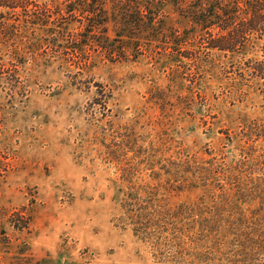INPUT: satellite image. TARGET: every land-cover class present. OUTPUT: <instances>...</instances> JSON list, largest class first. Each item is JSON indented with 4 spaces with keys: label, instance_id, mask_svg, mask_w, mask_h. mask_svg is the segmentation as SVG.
<instances>
[{
    "label": "rangeland",
    "instance_id": "obj_1",
    "mask_svg": "<svg viewBox=\"0 0 264 264\" xmlns=\"http://www.w3.org/2000/svg\"><path fill=\"white\" fill-rule=\"evenodd\" d=\"M33 1L50 28L0 42L29 89L24 97L0 90L9 163L0 264H177L135 235L122 198L158 189L172 205L212 204L228 179L247 189L231 205L245 218L220 251L181 264H264V206L253 190L264 189V79L249 74L252 55L209 48L208 34L182 15L184 0H156L163 14L144 32L123 27L118 0H107V30L75 42L56 33L58 24L80 32L79 20L57 11L79 0ZM83 43L88 53L73 54ZM119 48L127 52L109 50ZM211 163L214 183L197 176Z\"/></svg>",
    "mask_w": 264,
    "mask_h": 264
},
{
    "label": "trees",
    "instance_id": "obj_2",
    "mask_svg": "<svg viewBox=\"0 0 264 264\" xmlns=\"http://www.w3.org/2000/svg\"><path fill=\"white\" fill-rule=\"evenodd\" d=\"M194 1L184 0L187 3L179 8H182V15L189 23H193L198 31H204L202 34H208V47L227 55L244 58L252 55L247 58V70L250 75L264 79V0H197L193 3ZM131 2L133 5L127 6L123 0H118L123 11L119 17L123 27L133 26L144 32L153 28L163 14L160 6H155L156 0ZM32 4L33 0H0V8L5 9L0 18L1 43L29 32L33 25H50L45 20L50 17L38 14ZM106 6L107 0H79L76 5L59 7L57 18L75 16L79 20L81 31H68L67 27L63 28L58 24V39L67 42L91 40L105 32L110 20ZM191 39L192 36L187 37L183 44L188 45ZM80 46L82 47L74 49L73 54L76 55L78 49L81 53L87 52L86 44ZM11 50L18 54L19 49ZM109 50L113 53L127 52L122 48ZM109 56L113 58L112 55ZM0 90L11 96H27L29 89L19 60L0 56ZM5 120V105L0 102V138ZM8 164V157L0 148V178L6 172ZM213 171L212 163L210 166H199L197 176L205 182L214 183L216 179H213ZM229 180L220 184L219 195L212 191V204L202 200L172 205L166 197H160L158 189L145 190L148 194L146 197L140 192H129L122 198L124 216L135 235L148 241L161 261L181 264L189 262L191 256L202 258L205 252L220 251L228 242L231 229L238 228L236 224L242 223L243 217L245 218V215L234 214L231 205L236 199L243 197L247 189H232ZM253 190L264 206V189ZM203 247L206 250L202 253L199 249Z\"/></svg>",
    "mask_w": 264,
    "mask_h": 264
}]
</instances>
